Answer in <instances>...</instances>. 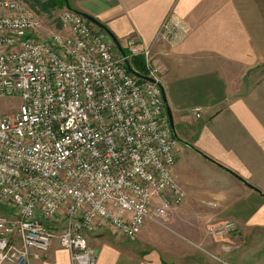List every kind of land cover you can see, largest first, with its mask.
Masks as SVG:
<instances>
[{"label":"built area","instance_id":"built-area-1","mask_svg":"<svg viewBox=\"0 0 264 264\" xmlns=\"http://www.w3.org/2000/svg\"><path fill=\"white\" fill-rule=\"evenodd\" d=\"M59 18L62 31L43 36L22 1L0 0V99L20 100L0 114V264H28L54 239L71 264H95L89 234L134 238L185 199L152 44L129 38L121 55L83 15ZM187 32L166 18L156 38ZM137 58L155 81L127 68Z\"/></svg>","mask_w":264,"mask_h":264},{"label":"crops","instance_id":"crops-1","mask_svg":"<svg viewBox=\"0 0 264 264\" xmlns=\"http://www.w3.org/2000/svg\"><path fill=\"white\" fill-rule=\"evenodd\" d=\"M68 3L97 20L120 45L129 38L152 44L158 83L179 142L173 174L185 192L172 220L183 224L187 237L217 254L203 264H264V0ZM166 18L188 32L175 42L156 38ZM194 109H200L199 117ZM225 222L236 224L238 237L254 246L240 255L231 253L242 242L227 235L213 237L229 244L210 245L206 227ZM99 232L88 235L95 264H180L186 258L171 260L165 248L143 253L121 235L112 241ZM28 264L71 262L54 239L46 252L32 250Z\"/></svg>","mask_w":264,"mask_h":264},{"label":"rangeland","instance_id":"rangeland-1","mask_svg":"<svg viewBox=\"0 0 264 264\" xmlns=\"http://www.w3.org/2000/svg\"><path fill=\"white\" fill-rule=\"evenodd\" d=\"M20 1L23 2L28 13H30L33 16H38V18L40 19L42 23L41 34L43 36H47L54 32L62 31L63 25L60 21L59 15L66 8L65 4H63V6L61 7L57 6L54 10L45 13L41 11L39 5L35 3V0H26V1L20 0ZM36 1L44 2L45 0H36ZM262 71L263 72L260 76L264 74V69H262ZM19 104H20V100L18 97L0 99V114L14 113L18 109ZM181 204L182 202L180 204L171 206L166 218L164 219L147 220L143 228L141 229L140 233L134 238H130V239L127 238L128 240L126 242L131 243L133 246H135L139 251H142L143 253L151 252V251H157L160 253L162 249L165 248L167 251L170 250L171 260H175V259L177 260L179 259V255L182 256L185 255L184 257L186 258L183 259L180 258V264H191V263L203 264L206 261V259L211 258V256L212 257L216 256L217 254H211V249L208 246H205L200 242L198 243L197 238L195 239L192 237H187L184 232L183 224H179L177 223V221L172 220L173 214H177V206ZM225 223H231V222H225ZM209 229L210 227L208 225L206 227V230L204 231L206 241L210 242V245H214V246H216V244H218L219 241L224 244L227 243L229 244V242L223 240L222 238L213 237V236L224 237L227 235L228 237L231 236L232 238L234 236L238 237L239 235L236 232L237 231L236 224L226 229L225 232H221L217 234L214 233L210 234ZM190 230H195V229L192 228ZM101 232H103L105 237H107L112 241H114L112 239L113 236L119 235L108 228L101 230ZM234 240L235 241L238 240L239 242H242V244L238 246V248L235 247L230 250V252L234 254L240 255L241 252L247 251L249 248L254 246L248 241L244 242V240L241 237L235 238ZM93 241L91 242L93 243V245H95V242Z\"/></svg>","mask_w":264,"mask_h":264},{"label":"water","instance_id":"water-1","mask_svg":"<svg viewBox=\"0 0 264 264\" xmlns=\"http://www.w3.org/2000/svg\"><path fill=\"white\" fill-rule=\"evenodd\" d=\"M65 3H66V8L72 10L71 7H70V5H69V3H68V0H65ZM73 11H74V10H73ZM75 12H77V11H75ZM77 13H79V12H77ZM79 14H81V15H83L84 17L88 18V19H89L90 21H92L95 25H97V26L103 28V30H104L106 33L110 34L111 39L113 40V42H114V44H115L117 50L119 51V53H120L121 55H124V51H123V49H122L120 43L115 39V37H114V36H113V35H112V34H111V33H110V32H109V31L103 26V25H101L97 20H95L94 18L90 17V16L87 15V14H82V13H79ZM127 68H128L130 71H132L134 74H137L138 76H141L140 74H138V73H136L135 71L132 70V68H131V66H130L129 63H127ZM141 77L144 78V79H147V80H149V81H155L154 79L149 78V77H147V76H141ZM162 94H163V92H162ZM163 100H164V103H165V97H164V94H163ZM166 111H167V114H168V117H169V120H170V123H171V127H172V118H171V114H170L169 110L166 109ZM172 130H173V127H172ZM224 169H225V171L229 172L231 175H233L234 177H236L239 181H241V182H242L243 184H245L246 186H248V187H250V188H254V187H252L250 184H248L245 180H243L241 177H239L237 174H235L234 172H232L231 170L226 169V168H224Z\"/></svg>","mask_w":264,"mask_h":264},{"label":"trees","instance_id":"trees-1","mask_svg":"<svg viewBox=\"0 0 264 264\" xmlns=\"http://www.w3.org/2000/svg\"><path fill=\"white\" fill-rule=\"evenodd\" d=\"M35 3L37 5H39L41 11L45 12V13H48L49 11L54 10L57 6L61 7V6H63V4L66 5L65 0H45L44 2H39V1L35 0ZM130 66H131L133 71L140 74L141 76L146 75V69H145V66H144L142 59H140V58L133 59L130 62Z\"/></svg>","mask_w":264,"mask_h":264}]
</instances>
